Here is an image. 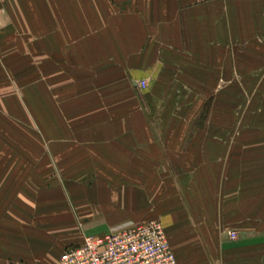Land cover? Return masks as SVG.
I'll return each mask as SVG.
<instances>
[{"label": "rangeland", "instance_id": "1", "mask_svg": "<svg viewBox=\"0 0 264 264\" xmlns=\"http://www.w3.org/2000/svg\"><path fill=\"white\" fill-rule=\"evenodd\" d=\"M2 4L0 38L15 40L17 51L16 67L0 69V189L13 190L12 196L2 194L0 200L5 207L10 201L16 235L41 231L67 249L81 239L82 244L85 237L103 242L135 225L158 221L179 264H236L222 255L216 262L184 259L191 248L176 240L174 228L167 224L171 209L184 203V181L167 177L168 164L163 165L165 171L162 165L155 166L162 178H137L136 154L142 149L134 142L148 135L115 130L123 122L139 123L136 111L141 97L125 81L119 52L111 42L120 0H2ZM263 86L257 84L254 91ZM157 109L155 124L161 122L160 105ZM185 119L226 126L219 131L222 151L245 161L241 170L254 171L257 188H264L263 98L219 100V110ZM244 142L253 146L245 147ZM234 150L242 153L232 155ZM8 157L15 162L13 168ZM142 162L150 175L153 164ZM27 173L29 177L23 175ZM123 188L147 190L144 209L134 216L138 220L129 218L131 211L124 220L119 210L113 215L123 222L110 227L106 235L85 234L97 225L86 218L94 214L93 190L107 199L106 191ZM7 214L1 209V216ZM45 222L48 225L43 227ZM197 244L196 251H212L210 245ZM247 260L240 264H261L259 256L254 262Z\"/></svg>", "mask_w": 264, "mask_h": 264}, {"label": "crops", "instance_id": "2", "mask_svg": "<svg viewBox=\"0 0 264 264\" xmlns=\"http://www.w3.org/2000/svg\"><path fill=\"white\" fill-rule=\"evenodd\" d=\"M2 12L0 0V18ZM113 30L111 42L119 52L125 81L135 93L141 92L136 111L139 123L123 122L115 130L148 135L134 142L142 149L136 154L137 178H162L155 166L168 164L167 177L184 181V203L173 207L167 218L176 240L191 248L184 259L216 262L222 255L240 264L246 259L254 262L259 256L264 264V188H257L256 173L241 170L245 161L222 151L219 131L226 126L194 122L196 118L184 120L189 115L205 116L209 109L219 110V100L264 99V86L254 91L257 84L264 85V0H120L118 25ZM12 42L0 38V69L16 67L17 48ZM141 81L149 85L144 91L138 85ZM159 105L161 122L155 124ZM140 160L153 164L150 175ZM14 164L12 158V168ZM6 190L0 189V195H13V190ZM127 190L104 191L107 199L93 190L94 214L86 218L97 227L85 234L106 235L120 223L113 215L119 210L124 220L129 211V218L138 220L134 216L136 210L144 209L147 190ZM126 194L134 197L129 199ZM2 203L0 200V212L4 208L8 214L0 215V264H58L65 251L81 245L82 239L65 249L64 243L41 231L16 235L10 201L6 207ZM231 232L236 239L230 238ZM196 242L210 245L212 251H196ZM171 249L179 264L180 258Z\"/></svg>", "mask_w": 264, "mask_h": 264}, {"label": "built area", "instance_id": "3", "mask_svg": "<svg viewBox=\"0 0 264 264\" xmlns=\"http://www.w3.org/2000/svg\"><path fill=\"white\" fill-rule=\"evenodd\" d=\"M226 1V0H225ZM140 88L147 87L141 81ZM236 239V233H230ZM58 264H178L165 229L158 221L135 225L100 242L85 237L83 243L65 251Z\"/></svg>", "mask_w": 264, "mask_h": 264}]
</instances>
